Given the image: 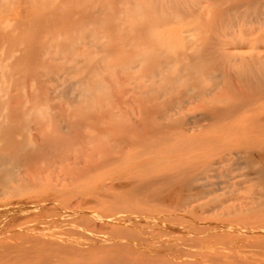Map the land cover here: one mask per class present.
I'll use <instances>...</instances> for the list:
<instances>
[{
    "label": "bare ground",
    "instance_id": "bare-ground-1",
    "mask_svg": "<svg viewBox=\"0 0 264 264\" xmlns=\"http://www.w3.org/2000/svg\"><path fill=\"white\" fill-rule=\"evenodd\" d=\"M244 6L264 10V0H232L211 12L214 25L226 20L234 25ZM203 7L185 13L165 0H0V189L8 193L11 184L29 183L32 159L56 153L61 144L56 135L65 136L83 122L65 121L62 110L51 111L50 103L63 98L77 107L74 116L79 112L96 121L98 114L102 120L110 115L120 126L105 145L115 151L113 163L122 161L127 149L136 152L134 162L139 163L145 146L169 144L177 133L192 141L194 151L200 145L212 149L203 158L196 153L189 161L180 159L176 169L143 166L127 180H116L118 188L140 196L142 204L167 203L173 210L170 225L178 232L152 233L153 240L150 233L131 235L115 242L119 249L157 251L170 257L167 264H264V72L217 74L219 57L233 52L227 42L181 37L183 27L175 20L190 14L199 22L208 8ZM245 24L264 27V18L255 16ZM78 72L80 78L69 79ZM105 73L122 93L119 106L114 103L106 115L101 98L107 89L91 80ZM52 83L49 93L45 86ZM44 103L48 110L39 111ZM41 118L54 121V138L38 131L44 127ZM32 130L40 132L39 140ZM148 135L162 139L151 141ZM78 171L81 177L86 173ZM154 210L151 218L144 217L146 224L155 223ZM101 238L90 237L94 242Z\"/></svg>",
    "mask_w": 264,
    "mask_h": 264
},
{
    "label": "rangeland",
    "instance_id": "rangeland-1",
    "mask_svg": "<svg viewBox=\"0 0 264 264\" xmlns=\"http://www.w3.org/2000/svg\"><path fill=\"white\" fill-rule=\"evenodd\" d=\"M165 1L167 3L174 2L176 6L184 9L182 12L185 13L197 10V6L200 8L208 6L207 9L202 11L204 18L199 20V22L203 21L205 24L203 22V24L201 22L200 24L189 18L190 14L187 15L188 17L183 21H181V15L178 16L179 20L176 19L175 23L177 26L182 25L183 28L179 29V32L183 38H192L194 36L201 40L204 38L205 41L212 43H218V41L227 42V48L231 49L233 52L227 53L223 57H219V60L217 61V72L215 71L217 74H224L227 72L240 73L241 71L247 74L251 72L261 74L264 72V67H262V63L264 62V27L257 25L253 28L251 25L249 26L245 24L254 19L255 16H258V18H264V10L262 8V10L259 8L257 11L255 7L248 8L247 6H244L239 10L242 14L237 15L239 21H235L234 25L229 26V23L227 24L226 20L221 26L219 22H216L214 25L211 12L216 8H227L232 0H228L225 4L215 2V0ZM259 2L262 3L261 1ZM204 30L205 32L203 33ZM236 52L239 53L236 54ZM257 59L262 60L255 61ZM251 60H253V62ZM81 74L82 73L80 72L72 74L69 79L76 80L80 78ZM91 80L93 82L100 80L102 86L105 85L102 91L107 89V92L105 91L106 94H104V92L102 94V112L106 113L109 110L110 114L112 105L114 108V103L117 107L119 106L117 98L119 99L122 96V93L120 94L121 88L117 87L107 73L95 77L93 75L91 76ZM107 84H109L111 88ZM53 85L55 86V83L45 86V89L50 93L53 91ZM224 96L227 98V95ZM50 105H52L51 111L53 110V112L59 110L63 111L65 121L69 118L68 121L74 122L75 119L79 118L77 121L81 122L83 119V122L81 123L82 125H75L77 131L74 127V129H70L67 132L70 136L66 132L65 136L64 133L62 135V137L64 136L63 139L58 134L56 135V138H58L60 140L59 142L63 145V147H61L62 145L60 144L59 149H55V152L58 153L57 156L56 153L53 152V154L50 153L42 157L43 159L45 158V161L41 157L32 159V161L35 160L33 161V164H31L34 166L35 170L33 168L31 169V165L27 166V168L32 171L31 176H33L29 183L22 185L11 184L8 187V193H6V190L0 189V264H167V260L170 257L166 259L167 255L165 256L157 251L154 253L155 251L149 250L147 252V250L140 251V249L136 250L134 248L133 252H129L126 249L121 250L116 246L115 242H117V240L123 241V239L130 237L131 235L139 237L142 235L145 236L143 233H150L148 238L151 236L149 240H153L154 237H152V233H178L176 228H172L170 225L171 219H169V212L173 210H170L171 207L167 206V203L142 204L140 202V196L130 197L124 193L123 189L118 188L115 185L116 180H127L133 176L137 170L141 172L143 166H145V169L156 167L153 168L154 171L157 169H160L159 171L176 169L178 168L180 161H189L196 153H199L200 157L202 156L203 158L206 153H209L210 155L212 149L209 150L207 147L206 151H204L203 146L200 145L199 150L194 151L192 149V141H189L188 138L187 140H184L177 133L169 144L164 145L160 143L156 148L145 146L139 163L134 162L136 152L128 149L125 151L127 154L122 161L113 163L111 159L115 151L114 149L113 151L109 150L105 145L111 140V137L109 136L118 133L121 128L120 126L117 127L110 115L105 119L107 122L102 120V117H100L99 114L96 115L97 120L99 119L98 121H92V117H88V121V119H86L87 116L84 115L82 118V115L81 113L79 114V112V115L77 114L78 116H74V113L76 114V111H78L77 107L69 105L63 98H61L60 101L54 99ZM48 106L49 105H46L45 103L40 105L39 111L48 110ZM55 106H61V109H58V107ZM123 109L122 111H126ZM70 110H73V113ZM196 113L199 112H195V114ZM125 116L126 115H124V117ZM39 121V125L44 127L39 128L38 131L41 130V134H46L48 138H54L56 132L54 121L47 118H41ZM89 122L94 124L91 126ZM101 122L102 124L104 123V128H101L100 126L98 127L97 123L99 124ZM107 126L108 129L105 128ZM52 127L54 130H52ZM109 129H111L110 134L103 133L104 131H109ZM112 129L114 133L112 132ZM87 130L90 131L88 132ZM33 132L35 136L36 134H38V136L40 134V132L35 130H32L31 134ZM46 135L45 137L47 138ZM129 136L130 135L126 136L127 140H129ZM161 136L162 135H148L147 139L157 141L158 137L162 139ZM74 138H79L80 140L84 138L82 139L84 142L79 141L78 144L76 140L75 144L73 141L75 140ZM89 138L92 139L93 142ZM37 139L39 140V138ZM88 139L90 141H88ZM101 142H103V144H100ZM89 149L94 151V154L97 156L95 157L94 154L90 156L92 153ZM107 149L109 151H107ZM64 151L65 155L63 154ZM80 159L82 161L81 163L79 161ZM95 161L97 162L96 166ZM69 164L72 166V170L74 169L73 171L70 169ZM72 164H76L77 168ZM45 166H47L46 169H44ZM78 168L80 171L83 169L82 173L86 170L83 177H81V172L78 171ZM107 197L108 199H106ZM13 200H16V202ZM153 210L155 211V214H152V218L155 219V223L152 222V224H150L151 222H148V224H146L144 221H147L148 219L146 220L144 217L148 218L150 216L149 212ZM89 213H93V215H90ZM123 214H125V216ZM115 217L116 219L118 218L116 222ZM127 222H129L128 225ZM95 233L105 234L97 235ZM112 233L123 234L118 236L113 235ZM91 236L99 239L102 236L103 237L100 242L95 241V244V242L90 239ZM81 238L82 240H80ZM161 241H164V239L161 238Z\"/></svg>",
    "mask_w": 264,
    "mask_h": 264
}]
</instances>
